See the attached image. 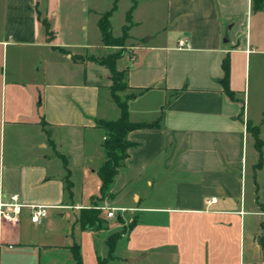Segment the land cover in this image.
<instances>
[{
    "label": "crops",
    "instance_id": "obj_1",
    "mask_svg": "<svg viewBox=\"0 0 264 264\" xmlns=\"http://www.w3.org/2000/svg\"><path fill=\"white\" fill-rule=\"evenodd\" d=\"M133 3L126 25L134 44L116 68L135 93L129 120L147 126L128 131L134 145L108 189L117 206L137 215L110 260L264 264V0H164L162 22L149 34L135 33L143 22L141 3ZM38 4L0 0V56L9 67L0 97V196L48 205V216L34 224L25 207L17 224L0 223V264H74V244L82 264H99L122 214L106 216L110 229L78 224L77 243L65 210L77 217L99 196L105 131L97 120H114L120 110L108 68L71 50L56 7L41 12ZM97 41L100 52H111L100 33ZM119 178L144 184V196L130 191L138 205L120 200Z\"/></svg>",
    "mask_w": 264,
    "mask_h": 264
},
{
    "label": "rangeland",
    "instance_id": "obj_2",
    "mask_svg": "<svg viewBox=\"0 0 264 264\" xmlns=\"http://www.w3.org/2000/svg\"><path fill=\"white\" fill-rule=\"evenodd\" d=\"M38 1H39L38 9L41 12L45 9V7H49V8L50 6H52L53 8L56 7V11L58 12L57 22L61 30V36H62L61 40L66 44H69L72 47L71 50L81 51V52L88 51V54H86L88 58L96 57L94 59H98V61L107 55L106 51H104L105 53L104 52L102 53L97 48L94 47L98 42L97 37L99 38V33L96 28V21L101 17V15H103L104 13H106L111 9L113 0H38ZM139 2L141 3L140 18L143 24L136 30L135 33L149 34L151 31L159 27L160 23L162 22V19L164 17V9L162 3H164V0H139ZM131 3H133V0H118L117 9L116 11L113 12L112 17L109 18L113 36L115 37L120 36L121 27L123 25L128 24L125 21V13L128 10ZM148 3L152 4L153 8L150 9L151 12L146 11ZM88 10L90 11L88 12ZM94 10L100 15L95 14ZM41 12L39 13L41 22L42 23L47 22L46 16ZM43 27L45 28V26ZM45 31L48 32V29L45 28ZM133 44H134L133 42L127 39L122 48L109 47L107 50H110L111 52L123 51L128 54ZM9 64H10V58H9ZM7 66L5 63L2 64V60L0 56V97H1L2 86H4L2 85L3 84L2 81L3 78H5L4 75L5 71L6 74H8L9 67L8 69H6ZM41 75L42 74H40V76ZM129 92L130 91L128 89H125L124 91L119 92V94L122 96L123 94ZM123 185H124L123 189L121 190V192H119L120 200L125 204L138 205L139 198L136 197L135 201H132L130 198V191L132 189H136L140 191L141 195L144 196V194H146L147 191V190L145 191L144 184L142 182L129 183L127 181H124L123 178H119L117 182V187ZM166 190L167 193H169L168 188ZM108 195L109 196L104 197L103 201H99V202L93 201V203L97 202L95 204H97L99 207L101 206L105 207L101 209L102 210L101 217L105 218L106 220L103 223L104 229L109 228V222H108L109 220L106 218V213L108 210L113 208L115 215L122 214L121 225L116 224L117 227L111 229L109 233L115 231L121 232L122 235L120 238H123L125 237V234L128 232L131 223L137 221V215L133 210L129 211V209H127L126 207L117 206V204L113 201L114 196L112 195V193H109ZM159 200L160 202L164 201L161 199ZM159 200L153 199L151 201L159 202ZM65 211L67 213V218H69L70 227H72L69 236L71 237L72 242L75 241L78 243V235L76 234L75 231V228L78 227V223L76 222V216L75 214H73L71 210L67 209ZM111 220L114 221V223L116 222V218H111ZM97 248L99 253L105 255L106 249L102 247V244H98ZM113 254H115V250L111 254L112 258H113ZM106 257L107 255L104 256L103 258ZM106 264H121V263L116 260H110ZM147 264H159V263L149 262Z\"/></svg>",
    "mask_w": 264,
    "mask_h": 264
},
{
    "label": "trees",
    "instance_id": "obj_3",
    "mask_svg": "<svg viewBox=\"0 0 264 264\" xmlns=\"http://www.w3.org/2000/svg\"><path fill=\"white\" fill-rule=\"evenodd\" d=\"M118 0H113L111 9L102 15L97 23V29L100 33V41L105 47H123L125 41L129 38L128 31L129 26L124 25L121 27V35L119 37H114L111 32V26L109 18L112 13L117 8ZM256 5L260 3H255ZM135 7V3L126 13L125 21L130 22L132 10ZM46 29H48V24L46 22L42 23ZM47 32V31H46ZM123 55V51H116L108 53L104 58H101L99 62L105 65L110 72V91L113 101L116 103L120 110L119 117L114 120H97V124L104 129L105 139L103 141V148L105 152V158L97 170V174L101 181L99 196L95 197V201H103L104 197L109 196L108 189L113 182L119 168L122 166L124 159L127 157V150L134 144L127 139V133L131 129L147 126L146 124L133 123L129 120L128 115V100L135 96L134 92L125 93L122 96L119 92L128 89V85L125 82V71L118 70L116 68V60ZM228 61H223V69L225 71V77L228 73ZM249 130L252 132L255 138V144L260 150L261 141L258 138L257 128L249 126ZM63 164L66 168L65 183L66 188L70 192L71 183L69 181V174L67 169L66 159L61 155ZM261 164V158L259 164ZM95 202V203H97ZM93 203L89 208H83L80 210L78 216L76 217V222L82 229H92L100 230L103 228V223L105 218L101 217V208ZM132 225V223H131ZM121 232H112L108 235L106 239V245L108 247L107 257L99 259V264H106L110 259H112L111 254L114 251L115 245L118 239L121 237ZM261 245L264 249V235L260 238ZM72 254L74 264H82V257L77 244L72 246Z\"/></svg>",
    "mask_w": 264,
    "mask_h": 264
},
{
    "label": "built area",
    "instance_id": "obj_4",
    "mask_svg": "<svg viewBox=\"0 0 264 264\" xmlns=\"http://www.w3.org/2000/svg\"><path fill=\"white\" fill-rule=\"evenodd\" d=\"M183 41L179 42V46H184ZM211 201H215L212 197ZM27 207L30 211V221L34 224H40L48 216V205L44 204H25L20 200L18 193H12L5 196H0V223L6 222L9 224H17L20 213L23 208ZM105 208L104 206L100 207ZM107 217H115L114 209L111 208L106 213Z\"/></svg>",
    "mask_w": 264,
    "mask_h": 264
}]
</instances>
